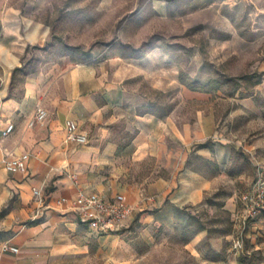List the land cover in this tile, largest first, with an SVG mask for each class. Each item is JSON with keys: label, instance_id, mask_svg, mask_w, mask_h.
Here are the masks:
<instances>
[{"label": "crops", "instance_id": "obj_1", "mask_svg": "<svg viewBox=\"0 0 264 264\" xmlns=\"http://www.w3.org/2000/svg\"><path fill=\"white\" fill-rule=\"evenodd\" d=\"M112 1L100 0V6ZM156 2L164 11L169 8L166 0ZM50 33V25L0 0V264H141L147 254L142 255L134 244L122 248L116 243L119 237L135 222L141 228L187 229L196 211L209 206L207 194L216 189L218 175L186 166L189 153L184 148L170 168L157 165L143 175L140 199L125 188L104 186L102 179L137 177L132 174L135 162L149 158L162 162L168 135L182 137L186 145L192 137L183 134L173 116L175 110L155 113L150 98L131 82L144 73L151 56L136 60L119 53L98 56L92 51L88 58L78 60L65 54L40 60L34 69L18 74L30 65L26 56L33 46L46 42ZM16 82H22L20 90ZM189 91L190 96H198L196 90ZM38 105L46 109L47 117L30 127ZM69 119L88 135L86 144L66 140ZM9 124L14 129L3 136ZM205 125L211 130V120L206 118ZM215 148L225 152L221 146ZM24 153L30 154L26 169L9 172L4 159ZM35 188L43 194V205L34 196ZM79 191L107 197L122 193L134 212L121 230L99 233L81 224L69 204L56 203L61 197H76ZM232 200L223 208L231 213L234 225L241 226L236 218L243 216L244 207ZM202 224L187 243L197 260L202 264L236 260L232 254L208 259L198 249L204 239L215 254L223 247L222 238ZM152 237L149 243L156 241ZM226 237L232 253L233 234ZM5 244L18 251L5 250Z\"/></svg>", "mask_w": 264, "mask_h": 264}, {"label": "rangeland", "instance_id": "obj_2", "mask_svg": "<svg viewBox=\"0 0 264 264\" xmlns=\"http://www.w3.org/2000/svg\"><path fill=\"white\" fill-rule=\"evenodd\" d=\"M156 1L113 0L103 8L100 0H7L22 15L51 27L48 40L33 46L26 56L30 65L18 74L34 69L40 60L65 54L78 60L92 51L136 60L151 56L144 73L131 82L150 98L155 113L175 110L174 118L191 141L186 145L182 137L168 135L162 162L155 158L135 162L132 174L137 177L100 181L140 199L143 175L157 165L170 168L186 148V166L214 172L217 186L207 194L209 206L196 211L187 229L141 228L135 222L116 243L125 249L134 244L147 254L141 264H202L187 243L205 223L213 236L222 238L223 246L215 254L202 240L198 249L208 259L232 254L236 260L230 264H264V208L248 217L245 227L242 223L248 215L243 195L264 182V0H166V11ZM16 87L20 90L22 82ZM190 88L196 89L197 97L189 95ZM206 118L212 122L211 130ZM218 146L225 148L223 154ZM229 199L244 207L243 216L236 218L241 226H235L223 208ZM230 233L232 253L226 237ZM241 235L243 247L235 250L234 239ZM151 236L153 243L148 242Z\"/></svg>", "mask_w": 264, "mask_h": 264}, {"label": "built area", "instance_id": "obj_3", "mask_svg": "<svg viewBox=\"0 0 264 264\" xmlns=\"http://www.w3.org/2000/svg\"><path fill=\"white\" fill-rule=\"evenodd\" d=\"M47 117L46 109L38 105L34 117L29 121L30 127L43 122ZM14 129L13 124L1 132L3 136L8 135ZM66 140L76 144H86L88 135L83 132L75 120L69 119L66 122ZM30 154L24 153L17 157L5 158L4 166L9 172L24 171L26 161ZM38 203L43 205L44 198L40 189L33 190ZM248 215L244 217L242 223L246 226L248 217H256L264 208V182L259 181L252 191L243 195ZM57 205L69 204L79 216V222L88 228L99 233L116 232L123 228L134 212V206L122 193H116L111 197L104 196L96 191L85 193L79 191L74 198L61 197L56 201ZM242 233V232H241ZM233 248L240 250L243 247V235L234 239ZM5 250L17 252L18 249L8 244L4 245Z\"/></svg>", "mask_w": 264, "mask_h": 264}, {"label": "trees", "instance_id": "obj_4", "mask_svg": "<svg viewBox=\"0 0 264 264\" xmlns=\"http://www.w3.org/2000/svg\"><path fill=\"white\" fill-rule=\"evenodd\" d=\"M16 71H17V70H16ZM190 89L196 90V89H194V88H190ZM202 146L204 147V146H205V144H202ZM201 228H203V226H201Z\"/></svg>", "mask_w": 264, "mask_h": 264}]
</instances>
